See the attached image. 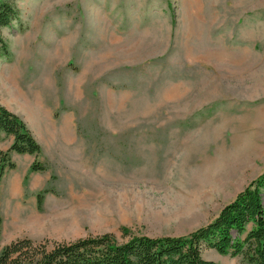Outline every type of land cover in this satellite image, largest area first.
<instances>
[{"label":"rangeland","instance_id":"rangeland-1","mask_svg":"<svg viewBox=\"0 0 264 264\" xmlns=\"http://www.w3.org/2000/svg\"><path fill=\"white\" fill-rule=\"evenodd\" d=\"M0 3L19 11L1 31L0 104L41 145L50 179L41 209L25 183L14 210L0 183V251L121 241L122 228L185 236L264 174V0ZM15 163L9 178H24L29 159Z\"/></svg>","mask_w":264,"mask_h":264},{"label":"trees","instance_id":"trees-1","mask_svg":"<svg viewBox=\"0 0 264 264\" xmlns=\"http://www.w3.org/2000/svg\"><path fill=\"white\" fill-rule=\"evenodd\" d=\"M19 15L8 3H0V49L6 44L1 34ZM12 136L13 143L0 153V178L5 169H14L11 153L36 158L42 148L26 123L0 104V139ZM47 166L37 159L31 172H45ZM264 174L249 184L236 199L225 206L215 221L185 236H139L122 228V240L106 233L74 242L54 243L52 249L29 238L18 239L0 251V264H218L202 257L204 247L220 255L242 257L248 264H264ZM37 195L41 209L44 195ZM0 214V228L2 226ZM245 236L244 238H242Z\"/></svg>","mask_w":264,"mask_h":264},{"label":"crops","instance_id":"crops-1","mask_svg":"<svg viewBox=\"0 0 264 264\" xmlns=\"http://www.w3.org/2000/svg\"><path fill=\"white\" fill-rule=\"evenodd\" d=\"M12 143H13V137L12 136H5L3 134L2 138L0 139V145L2 146V148H0V153L3 151H7L10 148V146L12 145ZM19 155L20 154L12 152L11 153L12 162L15 163V158L24 156L25 158L29 159V168H30L32 163L36 159L38 161H40L39 156L42 155V153L37 158H36V156L29 155V154H24V155H20V156ZM15 165H16V167L14 169H8V168L5 169L4 175L0 178V183L2 185H4L3 183H5L4 187L7 186V190H5L6 192L4 191V195L5 196L7 195L5 197V199H7L9 202H10V200L14 201V206H13L14 210H19L20 207H19L17 201H19L20 198L23 196L22 184L26 183V186L31 189L30 192L36 193V198H37V195L40 193L39 191H41L47 187L50 179L46 175V172H31V171L27 172V174L24 178H21L19 176H16L15 178L14 177L9 178V174L17 169V164L15 163ZM14 174H16V172L13 173V175ZM1 198L2 197L0 196V201H1Z\"/></svg>","mask_w":264,"mask_h":264},{"label":"bare ground","instance_id":"bare-ground-1","mask_svg":"<svg viewBox=\"0 0 264 264\" xmlns=\"http://www.w3.org/2000/svg\"><path fill=\"white\" fill-rule=\"evenodd\" d=\"M32 218H33V216H31L30 219H28L29 224L38 223L40 221L39 219H36L35 216H34V219H36V220H32Z\"/></svg>","mask_w":264,"mask_h":264}]
</instances>
